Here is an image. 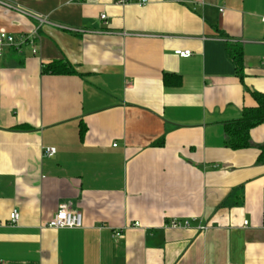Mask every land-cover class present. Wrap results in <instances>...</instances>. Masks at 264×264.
<instances>
[{
  "label": "crops",
  "instance_id": "1",
  "mask_svg": "<svg viewBox=\"0 0 264 264\" xmlns=\"http://www.w3.org/2000/svg\"><path fill=\"white\" fill-rule=\"evenodd\" d=\"M34 30L0 49V260L264 264V122L226 144L264 94V0H0V32ZM61 203L83 227H48Z\"/></svg>",
  "mask_w": 264,
  "mask_h": 264
},
{
  "label": "built area",
  "instance_id": "2",
  "mask_svg": "<svg viewBox=\"0 0 264 264\" xmlns=\"http://www.w3.org/2000/svg\"><path fill=\"white\" fill-rule=\"evenodd\" d=\"M118 5H127V4H138L140 6H145L148 3V0H114ZM223 8H221L222 10ZM101 19L107 21V14H101ZM40 19V18H39ZM41 20V19H40ZM38 37V30H34L29 34H22L20 37H15L12 34L7 32H0V49L3 46H12L16 50L21 51L24 45H30L32 47V53L35 54L38 51L36 47V39ZM175 53L179 56L188 57L191 55L190 50H177ZM56 153V148L48 147L45 149L44 154L46 156H53ZM20 220V212L18 209H13L10 213V224L15 225ZM247 224V222H245ZM48 227L51 228H81L84 225L83 213L78 209H73L68 203L59 204L55 215L48 221ZM141 227L139 221H135L130 226H125L123 229H118L114 232L116 238L123 237V231L129 227ZM170 226L173 228H181L182 226L188 227V221L180 222L178 219H173L170 222ZM0 264H5L0 260Z\"/></svg>",
  "mask_w": 264,
  "mask_h": 264
},
{
  "label": "trees",
  "instance_id": "3",
  "mask_svg": "<svg viewBox=\"0 0 264 264\" xmlns=\"http://www.w3.org/2000/svg\"><path fill=\"white\" fill-rule=\"evenodd\" d=\"M227 52L237 66L239 74L243 71L244 60L241 46L228 44ZM43 72L54 74H71L75 70L63 61H55L43 66ZM257 101L255 107L245 108L241 119L226 127L227 147L237 150L251 147L250 131L264 122V94L253 92Z\"/></svg>",
  "mask_w": 264,
  "mask_h": 264
}]
</instances>
